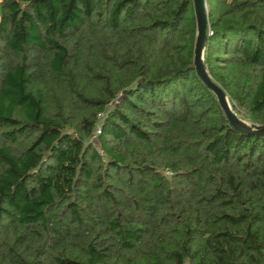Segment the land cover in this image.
<instances>
[{
  "label": "trees",
  "instance_id": "obj_1",
  "mask_svg": "<svg viewBox=\"0 0 264 264\" xmlns=\"http://www.w3.org/2000/svg\"><path fill=\"white\" fill-rule=\"evenodd\" d=\"M205 1L264 125V0ZM0 7V264H264V135L193 0Z\"/></svg>",
  "mask_w": 264,
  "mask_h": 264
},
{
  "label": "water",
  "instance_id": "obj_2",
  "mask_svg": "<svg viewBox=\"0 0 264 264\" xmlns=\"http://www.w3.org/2000/svg\"><path fill=\"white\" fill-rule=\"evenodd\" d=\"M196 22V37L193 47V63L197 75L217 97V101L227 116L229 122L238 130L264 135V125L248 124L231 109L225 92L207 73L203 63V53L207 39V3L205 0H193Z\"/></svg>",
  "mask_w": 264,
  "mask_h": 264
},
{
  "label": "rangeland",
  "instance_id": "obj_3",
  "mask_svg": "<svg viewBox=\"0 0 264 264\" xmlns=\"http://www.w3.org/2000/svg\"><path fill=\"white\" fill-rule=\"evenodd\" d=\"M0 9H1V7H0ZM207 9H208V7H207ZM234 112L237 114V116H238L239 118H241L243 121H245V122H247L248 124H250L246 119L243 118V116H245L243 112H241V111L238 112L237 110H236V111L234 110Z\"/></svg>",
  "mask_w": 264,
  "mask_h": 264
},
{
  "label": "built area",
  "instance_id": "obj_4",
  "mask_svg": "<svg viewBox=\"0 0 264 264\" xmlns=\"http://www.w3.org/2000/svg\"><path fill=\"white\" fill-rule=\"evenodd\" d=\"M96 132L98 133V132H99V130H96Z\"/></svg>",
  "mask_w": 264,
  "mask_h": 264
}]
</instances>
